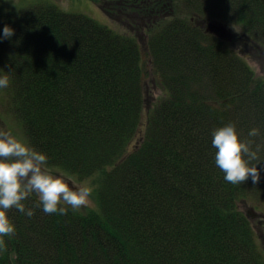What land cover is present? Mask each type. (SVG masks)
<instances>
[{
    "label": "trees",
    "instance_id": "1",
    "mask_svg": "<svg viewBox=\"0 0 264 264\" xmlns=\"http://www.w3.org/2000/svg\"><path fill=\"white\" fill-rule=\"evenodd\" d=\"M93 1L130 31L56 5L0 9V36L15 30L0 39V71L30 146L49 166L99 177L98 209L46 214L35 194L23 201L32 217L10 209L15 233L3 237L0 264H264L240 207L264 198V163L259 183L233 185L212 145L234 124L264 146V77L194 21H232L250 44L264 42V0H180L190 20L174 13L176 0ZM148 66L164 89L153 105ZM258 155L252 164L264 147Z\"/></svg>",
    "mask_w": 264,
    "mask_h": 264
},
{
    "label": "clouds",
    "instance_id": "2",
    "mask_svg": "<svg viewBox=\"0 0 264 264\" xmlns=\"http://www.w3.org/2000/svg\"><path fill=\"white\" fill-rule=\"evenodd\" d=\"M15 30L5 25L0 39H11ZM9 84L5 76L0 78V88ZM260 135L258 128L249 131V137ZM255 141L242 140L234 124H228L214 131L212 145L217 149L216 166L225 174L224 179L233 184L246 183L251 178L259 183L260 161L258 153L262 145ZM48 157L29 144L14 136L10 131L0 130V251L5 250L3 237H11L15 226L11 222L8 211L17 209L22 214L32 217L31 208L26 209L23 201L35 194L38 197L37 207L42 206L46 214L66 215L68 207L73 211L94 206L93 189L87 181L76 183L54 174L47 166Z\"/></svg>",
    "mask_w": 264,
    "mask_h": 264
},
{
    "label": "rangeland",
    "instance_id": "3",
    "mask_svg": "<svg viewBox=\"0 0 264 264\" xmlns=\"http://www.w3.org/2000/svg\"><path fill=\"white\" fill-rule=\"evenodd\" d=\"M177 4L174 5V13L181 18L192 19L194 14L189 12L184 6L183 2L180 0L175 1ZM39 4H50L56 5L63 11L69 13H76L81 15H86L101 25H105L110 29L118 32L130 31L129 23L125 22L122 17L110 18L99 6L98 3L93 0H0V9H7L12 11H19L25 8L31 7L32 5ZM198 19L196 16H194ZM198 25L205 28L207 26L206 21L200 19L194 20ZM224 26V35L226 40H228L229 47L237 51L254 69L259 77H264V42L257 41L255 44H250L247 33L242 25L233 23L232 21L222 24ZM138 40L141 45L146 46V34L143 29H138ZM255 45V46H254ZM145 60L149 59L147 54V48H143ZM150 65V63H148ZM149 74L146 77V101L149 105H153L160 96L164 95V89L159 84V77L153 73L148 66ZM3 74L0 71V78H3ZM148 109V107H147ZM0 130L10 131L14 136L23 142L29 144L28 138L25 135L23 126L14 117L11 106L9 95L6 88H0ZM30 145V144H29ZM49 170L54 174L60 175L69 181H75L80 183L87 181L89 186L93 189L92 199L94 201V206L89 208H82L81 211H88L90 209H98L97 202V188L98 176H92L88 178H79L77 175L69 173L59 167H52L47 165ZM242 210L248 215L251 223L255 229L258 236L259 243H261L264 249V198L261 196L254 195L248 200L241 202Z\"/></svg>",
    "mask_w": 264,
    "mask_h": 264
},
{
    "label": "water",
    "instance_id": "4",
    "mask_svg": "<svg viewBox=\"0 0 264 264\" xmlns=\"http://www.w3.org/2000/svg\"><path fill=\"white\" fill-rule=\"evenodd\" d=\"M223 23L221 22H210L207 24V30L214 31L215 33L225 37L224 35V26L222 25Z\"/></svg>",
    "mask_w": 264,
    "mask_h": 264
}]
</instances>
